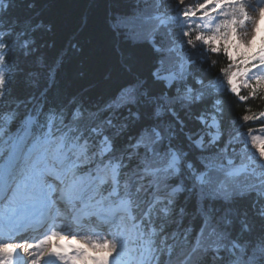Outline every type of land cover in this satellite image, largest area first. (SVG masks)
<instances>
[{
  "label": "trees",
  "instance_id": "16d2710c",
  "mask_svg": "<svg viewBox=\"0 0 264 264\" xmlns=\"http://www.w3.org/2000/svg\"><path fill=\"white\" fill-rule=\"evenodd\" d=\"M8 2L3 20L4 27L10 28L7 38L12 52L6 57L10 71L2 84L0 119H17V124L18 97L27 104L47 91L55 103L78 104L83 119L93 114L100 122L112 119L121 131L115 138L118 149L126 148L137 137H148L159 152H167L171 145L180 149V173L160 179L167 187L184 186L182 193L170 198L166 219L159 220L167 237L172 228L183 237L175 253L191 245L205 219L211 227L204 235L216 231L207 238L209 244L233 242L244 246L246 252H264V198L256 193L241 197L238 190L226 203L212 196L221 184L213 175L208 176L206 185L196 181L205 171L204 162H220L228 156L242 162L248 159L242 141L253 119L245 116L263 109L264 98H250L245 103L226 89L222 81L227 79V58L214 53L216 45L201 43L196 24L186 27L185 35L176 22L150 34L153 21L141 20L153 18L162 8L170 10L177 0L171 5L163 0L160 4L157 0ZM22 24L26 26L20 28ZM151 37L154 42H142ZM176 43L183 44L192 65L187 81L169 87L158 75L179 69L180 58L172 49ZM130 88L132 97L126 94ZM179 90L191 92L192 101ZM114 101L116 108L107 110L105 104ZM202 114L219 121L216 143H212L208 123L200 120ZM153 130L161 131V141L156 140ZM116 132L112 128L114 136ZM202 136L204 144L199 148L195 142ZM237 147L239 154L235 155ZM130 151L124 149L127 156ZM150 159L152 155L143 149L135 160L124 158L126 169ZM245 180L249 189H264L262 178ZM222 233L226 239L220 237Z\"/></svg>",
  "mask_w": 264,
  "mask_h": 264
},
{
  "label": "snow or ice",
  "instance_id": "6c2138e0",
  "mask_svg": "<svg viewBox=\"0 0 264 264\" xmlns=\"http://www.w3.org/2000/svg\"><path fill=\"white\" fill-rule=\"evenodd\" d=\"M185 2L186 0H180L181 4ZM209 9L213 11L227 9L221 13L225 19L220 21L211 36H202L201 39H204L205 42L218 43L223 40L225 43H229L228 37L233 33V26L236 23L235 17L238 13L246 11L245 6L240 4L237 7L233 0H202L198 8L185 11L184 14L185 16L200 15L203 17L209 14ZM259 13L261 15L255 18L258 20L257 29L260 27V23L264 22L261 19L264 17V8H260ZM256 35L257 33L253 32L241 39L240 46L244 49L243 55L238 63L233 62L231 70L227 73L229 86L233 89L234 94L243 98L245 103L250 97L264 98V50L258 54L255 53L253 36ZM241 85L247 89L246 93L241 91ZM245 119H264V111L258 115L249 112ZM2 131L0 129V133ZM69 239L77 240L78 238L76 236H63L56 231H51L36 243H28L27 239L19 243H0V264H16V257L20 255L21 251L27 254L32 250L38 251L32 257L31 264H82V262L97 264L101 260L107 264V258L110 254L118 250V237L115 236L103 243L85 240L88 247H77L68 243ZM54 240L56 241L55 244H53Z\"/></svg>",
  "mask_w": 264,
  "mask_h": 264
},
{
  "label": "rangeland",
  "instance_id": "374dc122",
  "mask_svg": "<svg viewBox=\"0 0 264 264\" xmlns=\"http://www.w3.org/2000/svg\"><path fill=\"white\" fill-rule=\"evenodd\" d=\"M164 2H170V5L172 2H174L175 0H163ZM157 2L160 4L162 2V0H157ZM201 2V0H186V2L184 4L180 3V0H178V2L174 5V7H177V9H175L174 12H169L167 13L166 9L162 8L163 12H165V16L169 19V21L172 22H176V24L178 26H181L183 28L182 33L185 35V27H189V28H193L195 24L198 25V28H200L201 23L205 25L206 29L208 30L212 24V21H210L211 17H207V16H203L201 17L200 15H196V16H185V11H191L194 10L196 8L199 7V3ZM234 2V0H233ZM166 5V3L164 4V6ZM245 6V5H244ZM247 8V6H245V9ZM173 9V7H172ZM210 15V14H209ZM254 13H252L251 11H248L246 9V11H242L240 13H238L235 17L237 23L235 26H233V33L228 37L229 43H225L223 40H221L220 42H223L224 44H226L227 46L230 47L229 53H230V57L232 59H236L237 58V52L239 53H243L244 49L240 46V42L241 39L244 37L242 36V34L244 33V31H247L249 34L251 33V30L249 29V21L253 18ZM156 18L158 16H155ZM201 17V19H200ZM156 18L155 19H143L141 20V22H151L153 21L156 24ZM178 20V21H177ZM213 20V18H212ZM243 21H245V23L247 24V28H243L244 24ZM24 26H26V24H22L21 26H19L20 28H23ZM249 29V30H248ZM150 34L153 35L155 34V30L152 29L150 31ZM249 34H246L245 36H248ZM148 36L149 33H148ZM200 37V41L204 44L207 45L208 42H205L204 39H201V35H198ZM258 39L259 37H255V49L258 48ZM143 41H149L151 42L152 40L148 39H142ZM263 41V39L261 40V42ZM174 52L176 50V55L180 58V64H179V70L174 72V70H169L166 74H160V76L162 78H164L168 84L171 86L174 82H176L179 79H185L184 77V72L187 70V66H188V61L190 62V60L186 57V49L184 48L183 44H179L176 43V45L173 46ZM214 53L218 54V51L216 49H214ZM257 51V50H256ZM255 51V52H256ZM213 52V51H211ZM41 57V56H39ZM162 66V65H161ZM158 71V69H157ZM173 72V73H172ZM172 73V74H171ZM156 76V75H155ZM159 76V75H158ZM126 94L128 95V97H132V88L127 89L126 90ZM19 102L20 105L19 107H21L22 103H24V99H21V97L19 96ZM186 99L188 101H192V95H189L186 97ZM15 104H18L15 102ZM208 118L206 114H202L201 117V122L205 125L206 123H208ZM210 122H209V127L217 129V123L215 121V119L213 117H210ZM212 130V129H211ZM215 132V131H214ZM212 132V137H213V142L212 143H216L219 139H218V135L217 133ZM161 133V131H159V133L157 132L156 137L157 139L160 140L159 134ZM204 136H202V139H200L197 144L198 145H202L204 140H203ZM246 147L248 149H250L252 155L250 156V162L251 166H256L257 170L259 171V173L263 174L264 173V137H259L256 135H252L249 137L248 143L246 144ZM105 150H107V148H105ZM180 158L181 155L179 152H173L172 156L169 160V162L167 163V166H169L173 171H177L178 169V164L180 162ZM255 163V164H254ZM145 184L143 186H141V191L144 189ZM143 192H141L140 194H142ZM106 241V240H104ZM103 241V242H104Z\"/></svg>",
  "mask_w": 264,
  "mask_h": 264
},
{
  "label": "bare ground",
  "instance_id": "6f19581e",
  "mask_svg": "<svg viewBox=\"0 0 264 264\" xmlns=\"http://www.w3.org/2000/svg\"><path fill=\"white\" fill-rule=\"evenodd\" d=\"M258 16H260L259 10H257V11L255 12V14L253 15L252 20L249 22V23H250V24H249V27H250L249 29L251 30V33H250V34H252L253 32H257L261 26L264 27V22H261V23H260V27L257 29V23H258V20L255 19V18L258 17ZM261 19L264 20V17H261ZM249 29H248V30H249ZM246 34H249V33H248L247 31H244V33L242 34V36L245 37ZM250 34H249V35H250ZM255 37H256V36H253V39H254ZM40 68H43V67H40ZM53 78H54V80L57 79L56 71H55L54 74H53ZM21 108L24 109L25 106H24V105H21ZM37 144H38L39 147H40V143H37ZM19 147H20V146H19ZM19 147H18V148H19ZM58 152H59V154H60L61 156H63V157L66 159L67 162H70L71 159H70V157L67 155L66 152H62V151H58ZM36 251H38V250H32V251H31V255H32V257L36 254Z\"/></svg>",
  "mask_w": 264,
  "mask_h": 264
}]
</instances>
